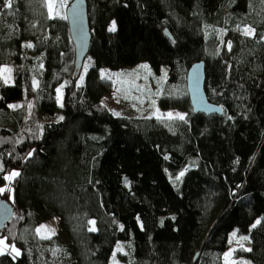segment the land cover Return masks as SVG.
I'll return each instance as SVG.
<instances>
[{"label": "trees", "instance_id": "trees-1", "mask_svg": "<svg viewBox=\"0 0 264 264\" xmlns=\"http://www.w3.org/2000/svg\"><path fill=\"white\" fill-rule=\"evenodd\" d=\"M86 2L90 65L74 77L65 14L0 0V196L14 209L0 239L20 251L0 264H110L119 241L126 264H225L233 230L250 244L235 264H264V0ZM199 61L220 116L191 107ZM142 66L164 80L156 107L182 119L105 107L114 83L101 70Z\"/></svg>", "mask_w": 264, "mask_h": 264}, {"label": "rangeland", "instance_id": "rangeland-1", "mask_svg": "<svg viewBox=\"0 0 264 264\" xmlns=\"http://www.w3.org/2000/svg\"><path fill=\"white\" fill-rule=\"evenodd\" d=\"M68 0H45L47 12L50 17L55 15H63ZM246 30V29H245ZM244 30V33H245ZM247 30H251L247 28ZM90 63L84 61L82 69L83 74ZM101 76L112 80L114 85L110 94L102 97L101 101L105 107L114 115L124 113L131 116L153 114L157 118L170 119L181 118L184 112L179 109H160L156 107L155 98L157 90L161 83L164 82L161 78L154 77L147 67L142 66L139 68H128L121 71H113L109 69H102ZM2 77L4 82L8 84L14 83L15 78V65L10 64L2 67ZM62 91L56 89V100L58 106L61 108ZM10 108L16 109L21 106L20 100L11 102ZM257 224V221L252 227ZM57 228V220L50 221L44 225L36 228L39 238L45 236L49 231L51 233ZM94 229V226H92ZM237 231L233 230L230 233V246L224 253L225 264H235L237 259L234 256V251L237 248L250 249L248 239H242L247 235H237ZM50 234V233H49ZM0 244V254L10 253L11 255H20L19 249L14 244L7 243ZM15 249V251H13ZM120 255L129 256V249L126 242L119 241L116 243L114 254L111 258L110 264H126V260L121 258Z\"/></svg>", "mask_w": 264, "mask_h": 264}, {"label": "water", "instance_id": "water-1", "mask_svg": "<svg viewBox=\"0 0 264 264\" xmlns=\"http://www.w3.org/2000/svg\"><path fill=\"white\" fill-rule=\"evenodd\" d=\"M64 14L68 23L70 38L75 48L74 77H76L81 72L83 63L89 55L91 41L86 0H71L65 8ZM164 34L173 40L167 29L164 30ZM204 85L205 64L203 61L195 62L186 73V89L193 112L206 116H220L222 114L221 107L208 100ZM13 213L12 204L0 196V230L10 221Z\"/></svg>", "mask_w": 264, "mask_h": 264}, {"label": "snow or ice", "instance_id": "snow-or-ice-1", "mask_svg": "<svg viewBox=\"0 0 264 264\" xmlns=\"http://www.w3.org/2000/svg\"><path fill=\"white\" fill-rule=\"evenodd\" d=\"M11 4H12V0H6V6L7 7H11ZM114 30V29H113ZM245 34L246 35H248V34H250V31L249 30H245ZM31 45H29V47H30ZM146 67V66H145ZM183 117H181V119H182ZM29 155H31V153L29 154ZM19 175V173L18 172H13V173H11L9 176H7V177H5V179H11V178H13V177H15V176H18ZM4 191V189H0V192H3ZM242 239H247V237H242ZM4 243V241L3 240H0V244H3ZM13 251H15V249H13Z\"/></svg>", "mask_w": 264, "mask_h": 264}]
</instances>
